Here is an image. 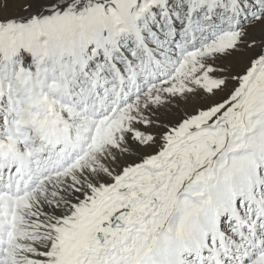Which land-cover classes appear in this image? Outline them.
I'll return each instance as SVG.
<instances>
[{
  "label": "snow or ice",
  "instance_id": "snow-or-ice-1",
  "mask_svg": "<svg viewBox=\"0 0 264 264\" xmlns=\"http://www.w3.org/2000/svg\"><path fill=\"white\" fill-rule=\"evenodd\" d=\"M0 264H264V0H0Z\"/></svg>",
  "mask_w": 264,
  "mask_h": 264
}]
</instances>
